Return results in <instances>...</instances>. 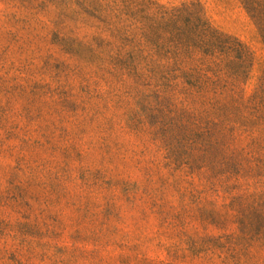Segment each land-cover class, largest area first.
<instances>
[{
  "label": "rangeland",
  "instance_id": "rangeland-1",
  "mask_svg": "<svg viewBox=\"0 0 264 264\" xmlns=\"http://www.w3.org/2000/svg\"><path fill=\"white\" fill-rule=\"evenodd\" d=\"M0 264H264V0H0Z\"/></svg>",
  "mask_w": 264,
  "mask_h": 264
}]
</instances>
